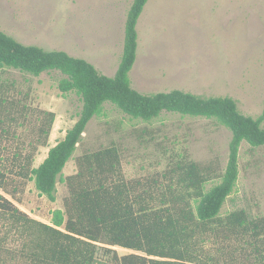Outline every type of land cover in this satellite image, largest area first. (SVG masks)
<instances>
[{"label": "trees", "instance_id": "trees-1", "mask_svg": "<svg viewBox=\"0 0 264 264\" xmlns=\"http://www.w3.org/2000/svg\"><path fill=\"white\" fill-rule=\"evenodd\" d=\"M148 1L134 0L128 13L124 52L113 78L84 59L27 46L0 32L1 70L35 77L59 72L65 76L61 92H76L84 104L64 140L34 167L39 148L49 147L56 114L32 111L0 83V264H264V215L244 209L222 214L239 180L241 145L264 147V110L254 119L241 114L230 97L203 98L180 90L143 95L132 89L137 24ZM106 103L144 122L166 112L217 121L232 133L225 172L218 175L212 167L181 159L150 179L128 180L120 150L110 146L79 157L77 173L65 177L89 123ZM21 127L29 135H19ZM12 140L23 149L9 159L4 144ZM26 147L29 153H24ZM27 182L52 202L58 184L68 188L64 210L53 211L50 224L6 197L15 199ZM116 248L133 253L121 256Z\"/></svg>", "mask_w": 264, "mask_h": 264}, {"label": "rangeland", "instance_id": "rangeland-1", "mask_svg": "<svg viewBox=\"0 0 264 264\" xmlns=\"http://www.w3.org/2000/svg\"><path fill=\"white\" fill-rule=\"evenodd\" d=\"M134 0H0V32L27 46L64 51L84 59L106 77L119 68L126 21ZM137 60L129 73L131 88L143 95L180 90L203 98L230 97L246 117L264 110V0H149L137 24ZM65 76L49 72L39 77L0 69V83L10 96L32 111L56 114L49 147H40L39 167L51 147L64 140L79 120L83 99L63 94ZM88 125L65 177L77 173V159L88 152L116 146L128 180H146L186 159L215 173L225 172L231 131L217 121L163 113L152 122L134 119L106 103ZM264 128V123L263 126ZM18 134L29 135L26 127ZM32 138L26 139L29 142ZM18 140L5 142L13 154L23 149ZM26 147L24 153H29ZM8 167H13L12 160ZM239 180L222 214L244 209L264 215V147L243 142ZM220 179L210 184L219 183ZM16 198L6 195L32 218L50 224L52 212L64 210L68 196L58 184L56 202L40 196L27 182ZM119 255L133 251L116 248Z\"/></svg>", "mask_w": 264, "mask_h": 264}]
</instances>
